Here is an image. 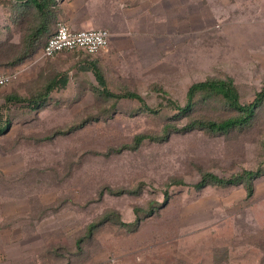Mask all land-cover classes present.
I'll return each mask as SVG.
<instances>
[{"label":"rangeland","instance_id":"rangeland-1","mask_svg":"<svg viewBox=\"0 0 264 264\" xmlns=\"http://www.w3.org/2000/svg\"><path fill=\"white\" fill-rule=\"evenodd\" d=\"M86 1L65 0L59 21L107 30V50L0 67L13 76L0 88V119L10 122L0 135V264H264V174L249 199L242 187L192 188L200 171L264 165V108L251 125L217 134L187 127L236 114L218 98L198 97L189 117L178 110L194 83L210 79L233 80L242 103L255 99L264 0ZM74 2L97 14L71 19ZM11 3L0 0V29ZM21 35L15 28L9 39ZM54 78L57 89L36 111L5 104L8 95L43 94ZM105 88L141 100L117 101ZM142 134L153 138L138 144ZM173 180L186 185L167 190ZM154 206L151 216L136 214ZM112 213L130 226L104 220Z\"/></svg>","mask_w":264,"mask_h":264},{"label":"trees","instance_id":"trees-1","mask_svg":"<svg viewBox=\"0 0 264 264\" xmlns=\"http://www.w3.org/2000/svg\"><path fill=\"white\" fill-rule=\"evenodd\" d=\"M13 1V0H11ZM65 0H15V3H11V11L9 19L0 29V67L6 66L15 68L22 65L26 60L36 57L42 47L45 46L47 40L55 33L56 25L60 20L62 14V5ZM8 16V13L6 14ZM18 29L21 32L19 41L11 43L12 39H9V34L14 33V29ZM68 51L61 52L66 53ZM79 52V51H72ZM82 55V54H81ZM94 56H85V58H91ZM94 73L97 80L102 86H106L104 76L101 74L100 69L94 68ZM64 78L61 80L62 87L67 85V75L63 74ZM58 87V81L56 78L52 79L51 82L45 89L43 94L32 95L29 99L20 97L19 95H8L5 97V104L10 106L13 102H26V107L30 110L36 111L44 104L51 92L56 90ZM106 94L110 92L104 89ZM112 94V93H110ZM118 99L121 98H137L140 97L137 94L127 93L125 95L112 94ZM203 96L205 98H218L223 102L225 109L232 110L236 114L229 118L220 120H194L188 124L189 129L198 127L206 133L217 134L229 132L235 128H242L245 125H251L253 121L260 116L262 109L264 108V86L262 90L256 95L255 99L248 104L242 103L239 95V91L231 79H210L203 82L194 83L187 92V102L184 107H179L178 110L181 114H187L190 116V111L195 105V100ZM10 122L6 119H0V135L4 134L9 127ZM77 127H71L75 129ZM152 139L153 137L148 134L138 135L136 137L137 143L141 144L146 139ZM126 146L125 148H128ZM264 165L259 167L257 170H242L239 173L222 176L211 172L200 171L199 181L192 186L196 192H202L203 190L214 187V188H229V187H242L246 191L247 198H252L255 193V184L260 177L264 174ZM186 184L180 180H173L166 185V189L171 187L185 186ZM124 192V191H123ZM140 191H131L130 194H138ZM117 192L116 194H121ZM165 202L168 201L170 193L169 191L164 192ZM159 206L158 204L156 207ZM155 206L149 211L142 209H136V214L147 213L152 215L155 212ZM105 218V217H104ZM104 220H110L115 224L121 226H130L124 223L120 216L116 213L110 214ZM99 224H92L87 228V232L84 237L91 239L94 232L100 227ZM137 226V225H136ZM82 239L79 240V243Z\"/></svg>","mask_w":264,"mask_h":264},{"label":"built area","instance_id":"built-area-1","mask_svg":"<svg viewBox=\"0 0 264 264\" xmlns=\"http://www.w3.org/2000/svg\"><path fill=\"white\" fill-rule=\"evenodd\" d=\"M109 41L110 33L107 30H76L59 21L55 33L47 40L37 56L39 60L51 59L64 51H80L95 56L107 50ZM12 78L10 74L0 73V88L10 83Z\"/></svg>","mask_w":264,"mask_h":264},{"label":"crops","instance_id":"crops-1","mask_svg":"<svg viewBox=\"0 0 264 264\" xmlns=\"http://www.w3.org/2000/svg\"><path fill=\"white\" fill-rule=\"evenodd\" d=\"M88 1H90V0H88ZM88 1H86V2H88ZM164 1L170 2V0H164ZM173 1H175V0H173ZM160 7L163 8V9H161L162 11H165L166 8H167V6L165 7L164 4H162ZM81 8L82 7L77 6L76 5V2H74V5H72V7H71V16H70V18L71 19H73V18L76 19V17L77 18H78V16L81 17L83 14L86 15V16L87 15H89V16H95L97 14V11H93V9H89V8H86V7H83V9H81ZM84 8H85V11H84ZM81 10H83V11H81ZM132 11H133V9H132ZM126 12H128L127 14H129L131 12V9L126 10ZM78 21H79V23H78L79 24V27H84L82 30H93V29H91L90 24H88L90 22H88L86 20H83V21L78 20ZM56 56H54V57H56ZM53 58H51V59H53Z\"/></svg>","mask_w":264,"mask_h":264}]
</instances>
